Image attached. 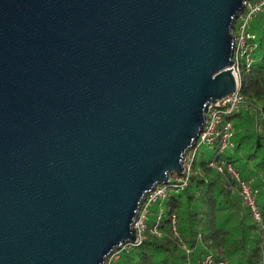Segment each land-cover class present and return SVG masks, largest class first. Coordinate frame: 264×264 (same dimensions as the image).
I'll use <instances>...</instances> for the list:
<instances>
[{"label":"water","instance_id":"95a60500","mask_svg":"<svg viewBox=\"0 0 264 264\" xmlns=\"http://www.w3.org/2000/svg\"><path fill=\"white\" fill-rule=\"evenodd\" d=\"M248 0H0V264H105L237 90Z\"/></svg>","mask_w":264,"mask_h":264},{"label":"trees","instance_id":"16d2710c","mask_svg":"<svg viewBox=\"0 0 264 264\" xmlns=\"http://www.w3.org/2000/svg\"><path fill=\"white\" fill-rule=\"evenodd\" d=\"M253 30L258 46L254 62L242 70L247 107L233 117L234 149L221 155L209 147L202 150L190 185L154 204L145 238L115 250L118 257L111 264H202L207 255L229 264H264V13L255 19ZM214 160L231 164L251 181L262 225L245 205L236 178L227 169L218 171L211 165Z\"/></svg>","mask_w":264,"mask_h":264},{"label":"built area","instance_id":"2783aa9c","mask_svg":"<svg viewBox=\"0 0 264 264\" xmlns=\"http://www.w3.org/2000/svg\"><path fill=\"white\" fill-rule=\"evenodd\" d=\"M261 13H264V0H248L245 2L244 11L239 15L238 19L235 21V27L232 29L235 36V74L238 78L237 90L222 99L211 103L207 123L196 142V146L190 150L191 152L188 151L186 154V159L183 163V173H175L170 177L168 183L159 184L146 194L133 225L137 231V241L135 243L127 244H140L145 238L150 209L154 204L167 198L171 193L178 192L190 185L191 176L193 175L194 157L199 153V148L202 145L217 150L219 155L234 149L235 126L233 117L247 107L243 95L241 94L243 80L242 70L244 67L249 68L254 62V53L258 46V35L253 30V23ZM191 153L192 156H190ZM215 161L216 160L211 162V165L218 171L223 173L225 169H227L228 172L236 178L245 205L251 209L255 219L262 225L263 216L258 208L256 191L254 190L251 181L243 179L231 164H226L225 161L222 164ZM160 211H163L162 207L160 208ZM172 220L174 231L177 233L175 215H173ZM154 231L161 235V233L158 232L157 227H154ZM117 257L118 252L112 253L105 264H111V262ZM202 264H229V262L223 259L216 261L212 255H207L202 260Z\"/></svg>","mask_w":264,"mask_h":264},{"label":"rangeland","instance_id":"374dc122","mask_svg":"<svg viewBox=\"0 0 264 264\" xmlns=\"http://www.w3.org/2000/svg\"><path fill=\"white\" fill-rule=\"evenodd\" d=\"M208 149V147L206 146V145H202L200 148H199V153L202 151V150H205V149ZM210 149V148H209ZM210 150H212V149H210ZM191 152V151H190ZM199 153L197 154V155H199ZM197 155L194 157V162H195V160L197 159ZM190 156H192V153L190 154ZM211 156H214V154L212 155L211 154ZM194 162H193V165H194ZM193 173H194V169H193ZM188 187V186H187ZM244 200V199H243ZM245 203V202H244Z\"/></svg>","mask_w":264,"mask_h":264}]
</instances>
